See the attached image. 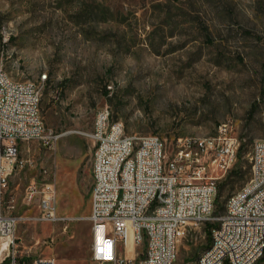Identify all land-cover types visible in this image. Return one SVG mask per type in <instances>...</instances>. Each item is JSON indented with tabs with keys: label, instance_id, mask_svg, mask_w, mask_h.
Listing matches in <instances>:
<instances>
[{
	"label": "rangeland",
	"instance_id": "obj_1",
	"mask_svg": "<svg viewBox=\"0 0 264 264\" xmlns=\"http://www.w3.org/2000/svg\"><path fill=\"white\" fill-rule=\"evenodd\" d=\"M0 65L40 86L51 136L21 145L25 163L0 191V210L20 217L8 238L20 259L96 264L90 134L104 105L127 133L158 135L169 155L178 138L206 140L230 123L245 149L219 171L218 212L251 179L252 147L264 139V0H0ZM232 170L238 175L229 178ZM32 182L55 186L63 219L37 220L38 200L26 199ZM211 241L206 225L188 233L175 264L195 260ZM128 249L132 256L135 245ZM145 252L146 240L134 264Z\"/></svg>",
	"mask_w": 264,
	"mask_h": 264
},
{
	"label": "built area",
	"instance_id": "obj_2",
	"mask_svg": "<svg viewBox=\"0 0 264 264\" xmlns=\"http://www.w3.org/2000/svg\"><path fill=\"white\" fill-rule=\"evenodd\" d=\"M47 77L45 73L41 80ZM41 101L39 85L14 80L0 65L1 192L16 166L25 163L19 158L21 145L51 138ZM90 136L95 145L90 220L96 264H134L136 246L145 240L141 264H175L183 238L207 223L214 224L210 247L202 259L186 264H264V139L252 147L251 179L217 214L219 171L226 173L235 166L242 145L230 123L221 124L206 140L178 138L169 155L158 135L127 133L111 107L104 105L97 110ZM26 199L38 200L37 220L63 219L53 184L40 189L32 182ZM19 221V216L0 210V242L14 235ZM129 232L135 244L132 256L127 250ZM14 246L13 238L0 264H57L53 255L20 259Z\"/></svg>",
	"mask_w": 264,
	"mask_h": 264
},
{
	"label": "trees",
	"instance_id": "obj_3",
	"mask_svg": "<svg viewBox=\"0 0 264 264\" xmlns=\"http://www.w3.org/2000/svg\"><path fill=\"white\" fill-rule=\"evenodd\" d=\"M244 149H245V143H243L242 145H241V148H240V153H242L243 151H244ZM249 171V170H248ZM238 175V171H235V170H232L230 173H229V178H232V177H236ZM220 194H221V189L219 190V192H218V194H217V198H216V205H218L219 204V196H220ZM224 212V208H222L219 212H218V209L216 208V213L217 214H222ZM214 226V224H211V223H207V225H206V230H207V233H208V235H209V238H211V229H212V227ZM210 244H211V242H210ZM210 244H209V246H208V248L210 247ZM207 248V249H208ZM206 249V250H207ZM205 250V251H206ZM200 257V256H199ZM199 257H197L196 259H198ZM3 264V263H2Z\"/></svg>",
	"mask_w": 264,
	"mask_h": 264
},
{
	"label": "bare ground",
	"instance_id": "obj_4",
	"mask_svg": "<svg viewBox=\"0 0 264 264\" xmlns=\"http://www.w3.org/2000/svg\"><path fill=\"white\" fill-rule=\"evenodd\" d=\"M10 238H11V237H10ZM127 242H128V244L135 245V244H134V240H133V235H132L131 232H129V234H128ZM8 243H9V240H8L7 238L1 240V242H0V256H1V255L5 252V250L7 249ZM128 252H129V249H128ZM129 253H130V252H129ZM130 255H131V253H130ZM198 259H202V255H201ZM220 264H227V263H220Z\"/></svg>",
	"mask_w": 264,
	"mask_h": 264
}]
</instances>
